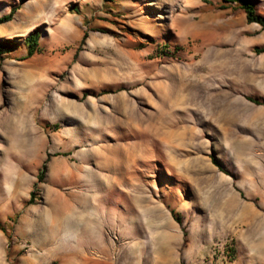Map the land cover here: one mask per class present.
<instances>
[{
	"label": "rangeland",
	"instance_id": "374dc122",
	"mask_svg": "<svg viewBox=\"0 0 264 264\" xmlns=\"http://www.w3.org/2000/svg\"><path fill=\"white\" fill-rule=\"evenodd\" d=\"M13 8L0 22L1 40L19 39L0 60V264H246L264 224V104L249 99L264 101V53L239 4L0 0V18ZM44 77L19 105L20 85ZM164 92L183 98L162 121L183 134L127 138L121 104L144 130Z\"/></svg>",
	"mask_w": 264,
	"mask_h": 264
},
{
	"label": "bare ground",
	"instance_id": "6f19581e",
	"mask_svg": "<svg viewBox=\"0 0 264 264\" xmlns=\"http://www.w3.org/2000/svg\"><path fill=\"white\" fill-rule=\"evenodd\" d=\"M218 73H217L216 70L212 71V73L209 74L208 76H205V78L209 79L210 82L213 83V84H214V82H220V81H222L225 78V75L222 76L221 73L219 75H217ZM82 74L85 75L84 73H82ZM236 75H238V74H236ZM189 87H191V86H189ZM216 87L217 86L211 87V88L209 87L208 88V92H210L211 89L216 88ZM206 88H207V85H206L205 89ZM208 94H209V97L213 96V94H211V93H208ZM171 95H172L171 93H166V92H164L162 94V96H161L162 97V107L158 109L156 117L154 116V117H150L149 118V120H148L149 124L147 126V129H144V130H140L139 129V124L142 123L143 119H141V117H139L138 111H136V109L133 107V105H129V104L125 103V102L123 104H121V106L123 108L122 110H124V115L126 117V120L129 122V124H131V127L129 128V130H127V132H125L126 133L125 136L127 138H130V137H134L135 135L139 134L143 138H150L151 137V138H153L154 141H158V140L159 141H167L168 140L167 138L169 136L170 137L172 136V138H174L175 136L182 135L183 134L182 131L177 130L175 128L174 124L172 125L171 123H165V124L162 123V121H164V119L168 118V116L170 114V109L173 107V105H175V104L178 105V104L184 102L182 97L181 98L177 97V99H176L175 95H172V96ZM215 96L219 97V101L221 103H220L219 108H218V106H217V109L214 108V107L211 108V112L210 113L217 114V115H219L221 117H225V115L227 113V110H228V106L226 104L222 103V102L225 99L227 100V94L225 92H223V91H220V92L216 93ZM204 98H205V96H204ZM171 99H175L176 103L172 104V105L170 104L171 106H169L168 105V100H171ZM207 99L208 98H206V100ZM214 101L215 100L213 99L210 102H206V101L205 102L209 103L210 105H212V103H214ZM64 103H70L72 105L74 104V102H69V101H66ZM24 110H27V108H24ZM96 111L97 110L94 109V110H92L91 114L88 113V115H90L91 118H95V119L101 121L102 117ZM155 136L158 137V140L155 139ZM127 145H128L127 146L128 149L132 150V153H129L130 155H133V151H135L136 148H139V147L142 148L141 142H139L137 140L136 141H132L131 143H128ZM139 149H137V150H139ZM135 157L136 156L134 155V158ZM112 165H114V164H112Z\"/></svg>",
	"mask_w": 264,
	"mask_h": 264
},
{
	"label": "trees",
	"instance_id": "16d2710c",
	"mask_svg": "<svg viewBox=\"0 0 264 264\" xmlns=\"http://www.w3.org/2000/svg\"><path fill=\"white\" fill-rule=\"evenodd\" d=\"M225 3H232V2H237L239 4V7L244 10L246 14V19L248 22H256L259 23L263 28H264V15L258 12L256 2L255 0H222ZM15 8H13L10 13L2 16L0 18V22L4 21H9L13 18V14L15 12ZM87 34H84V38H86ZM39 38H40V31L38 28H34L31 32H29L23 39L26 48H27V56H32L34 53L40 51V44H39ZM19 46V39L18 38H5L3 40L0 39V60L2 57L13 51L15 48ZM254 50L257 53H262L264 52V46H255ZM252 101H254L257 104H264V101L258 99V98H253L249 97ZM213 163L216 165H220V162L216 157H212ZM47 160L44 162L43 167L40 169L38 173V181H41L46 173L47 165H46ZM172 213L174 214V211L172 210ZM178 222L181 223V220L177 218Z\"/></svg>",
	"mask_w": 264,
	"mask_h": 264
},
{
	"label": "crops",
	"instance_id": "0c3cea01",
	"mask_svg": "<svg viewBox=\"0 0 264 264\" xmlns=\"http://www.w3.org/2000/svg\"><path fill=\"white\" fill-rule=\"evenodd\" d=\"M254 26L253 29L257 30L261 35V42L255 46H264V28L256 22H251ZM264 53V52H262ZM45 71V70H44ZM49 81L44 79L34 81L32 78H28L25 85H20L18 93H14L15 98H19V105L21 106H33L34 103L31 101L34 99L33 94L35 91L39 92V99L43 93L44 88L49 85ZM39 89H36V88ZM41 89V90H40ZM56 99V98H55ZM28 102V103H26ZM224 117L219 116V119L223 120ZM258 241L255 244H248L247 253L245 254L246 264H264V224H259L258 228ZM252 251V252H251ZM255 260V261H254Z\"/></svg>",
	"mask_w": 264,
	"mask_h": 264
}]
</instances>
